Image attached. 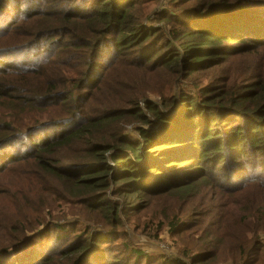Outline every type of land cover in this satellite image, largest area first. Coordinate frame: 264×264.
I'll return each mask as SVG.
<instances>
[{
    "label": "trees",
    "instance_id": "16d2710c",
    "mask_svg": "<svg viewBox=\"0 0 264 264\" xmlns=\"http://www.w3.org/2000/svg\"><path fill=\"white\" fill-rule=\"evenodd\" d=\"M8 1L0 0V23ZM80 1L88 10L30 20H53L47 34L24 24L0 33V56L22 51L30 65L0 60V264H148V254L126 244L121 256L130 252L131 263H109L103 234L119 235L145 210L155 222L159 198L189 199L205 177L227 200L264 177L263 170L238 188L221 184L232 159L264 169V0ZM29 8L27 16L36 12ZM14 73L33 81H13ZM197 160L211 173L185 175ZM174 167L182 171L171 178ZM258 204L230 235H188L172 264H264V198ZM181 224L171 219L170 233L181 238ZM45 232L60 246L50 250ZM37 244L44 253L28 258Z\"/></svg>",
    "mask_w": 264,
    "mask_h": 264
},
{
    "label": "rangeland",
    "instance_id": "374dc122",
    "mask_svg": "<svg viewBox=\"0 0 264 264\" xmlns=\"http://www.w3.org/2000/svg\"><path fill=\"white\" fill-rule=\"evenodd\" d=\"M15 2L16 0L8 1L2 9L3 13L6 14L7 19L5 22L0 23V33H2V31L4 32L10 30L16 25L24 24L30 31H32L39 37L48 33L47 28L52 25L53 20L40 19L30 21L36 18L38 15L44 14L46 12H59L57 10L77 12L76 5H79V9L81 10H88V8L83 5V1L80 0H57L54 3H52V1L50 2L49 0H18L17 3ZM20 3H25V5H19ZM28 4H30L32 7L29 8ZM27 8H29L30 10L33 9V11L36 12L31 16H27V13H25ZM38 10L42 11L38 12ZM201 23L203 24V27L209 26V21H202ZM64 38L65 36H63L62 39ZM67 42L71 44L73 43V39L68 38L65 43ZM112 48H114V46ZM149 49V47H146L138 52L139 61H143L145 59V56L148 53ZM26 52L29 53V51ZM22 57L23 52L19 51L8 54L6 56L2 55L0 56V60L6 62L7 60L17 59L15 61H18V63H15V61H13L11 62V64L6 65L7 67H14L16 64L19 66H30L24 61L21 63ZM238 63L241 64L240 62ZM236 65L237 62H235L230 67L231 70L234 69ZM231 70H229V73ZM249 70L252 78H255L259 73L258 70H254V68H250ZM103 73L104 69L102 67L100 70V76L103 75ZM127 73L132 75H139V73H137L135 70H128ZM13 75H19L18 77L13 78V81H19L21 79H25L30 82L33 81V78L27 75L17 73H14ZM105 87L106 86L102 88L101 94L97 96V98L100 100L103 98ZM15 95H17V93H15ZM155 101L159 100L156 99ZM4 115H6V110L0 105V117ZM62 117L63 116L56 117L53 118L56 120L44 121V123L51 124L55 121L60 122ZM75 123H77V120H73L69 124L54 126L53 128H50V131L54 132V135L59 134L66 128L75 125ZM182 152L186 155L193 153L188 147L183 148ZM2 159L3 156H1L0 154V160ZM197 161L195 163L189 164V169L186 170L185 175H190L193 171H205L207 174L211 173V165L208 163V161ZM235 164L236 161L234 159L230 160V163L228 164L229 176H221V179H223V181H221L222 185L228 187L234 186L238 188L236 184H241L244 181V183H247L252 179L256 180V177L259 178L260 176H262L261 172L259 171L264 170L261 168V166L257 168V171L253 168H248L247 165L242 163H238L237 166H235ZM181 171L182 169L174 167L172 170H170L169 173L171 174L169 175L171 178H173L175 174H179L181 173ZM214 173L219 175L218 170H215ZM184 176L176 180L174 183L184 182L186 180V177ZM263 178L264 177H260V179ZM260 179L251 181L246 185L244 189L241 190V194H235L231 197L230 200H227L225 196L222 195V197H220L218 195L216 190V188L218 187L215 185V182L212 181L209 177H205L198 183V189L192 196H190L189 199L183 198L180 193H177V196L175 198H159L157 204L154 206L155 210L153 212V215H157L159 217L155 222H153V220L150 218L152 212H147L145 210L134 217L133 220H127L124 226L119 227L117 230V232H119V235H108L107 233L103 234L106 236L105 239L110 240L111 242L110 245L100 246V249L105 252V259H108L109 263L113 261L114 258L124 259L127 256L129 258L128 263H131L132 255L130 254V252L127 253V256H124V254L123 256H121V253L125 252V244L132 249L137 248L145 254H148V264H161V260L163 258L166 259L167 264L175 263L177 260H173L172 256L178 253L179 249L182 247V243H184L188 235H191L192 237H196L200 234L204 236H217L219 234L230 235L232 230L239 222V218L241 215L247 216L254 214L256 211L252 208L258 207L260 198H264V195L263 197L261 195L260 188L256 185L258 181L261 182ZM239 195H241L242 198L237 199L235 205L232 206L233 199ZM176 216L180 217L182 220V224L180 227L186 226L188 224L183 228L186 230V233L181 238L175 234H171L169 231L170 227L168 226V224L170 220ZM135 225L139 226L135 228ZM121 236L124 240H121L119 238ZM41 237L42 240H45L44 244L50 245V250L60 246L59 244H57L54 234H51L50 232L43 233ZM44 244H37L33 246L31 250H29L27 257L34 258L36 255L44 253V251H42V247L44 246ZM118 263L121 264V261ZM142 264H146V262L142 261Z\"/></svg>",
    "mask_w": 264,
    "mask_h": 264
}]
</instances>
